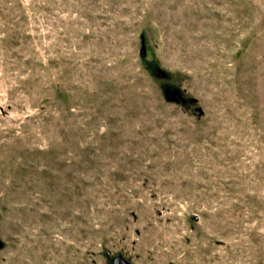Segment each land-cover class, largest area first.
<instances>
[{"label":"rangeland","instance_id":"obj_1","mask_svg":"<svg viewBox=\"0 0 264 264\" xmlns=\"http://www.w3.org/2000/svg\"><path fill=\"white\" fill-rule=\"evenodd\" d=\"M117 254L264 264V0H0V264Z\"/></svg>","mask_w":264,"mask_h":264},{"label":"trees","instance_id":"obj_2","mask_svg":"<svg viewBox=\"0 0 264 264\" xmlns=\"http://www.w3.org/2000/svg\"><path fill=\"white\" fill-rule=\"evenodd\" d=\"M140 54L144 55V52L142 51V48H141ZM161 74H163V72H161ZM162 90L164 91V95L169 100H174V101L180 102L183 99L181 91H178V88H176L172 84H169V83L165 84V86L162 88Z\"/></svg>","mask_w":264,"mask_h":264},{"label":"water","instance_id":"obj_3","mask_svg":"<svg viewBox=\"0 0 264 264\" xmlns=\"http://www.w3.org/2000/svg\"><path fill=\"white\" fill-rule=\"evenodd\" d=\"M144 52V49H142ZM110 264H132L128 259L124 258L121 254L113 256Z\"/></svg>","mask_w":264,"mask_h":264}]
</instances>
